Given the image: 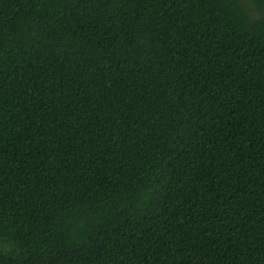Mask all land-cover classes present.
I'll use <instances>...</instances> for the list:
<instances>
[{
    "label": "trees",
    "instance_id": "obj_1",
    "mask_svg": "<svg viewBox=\"0 0 264 264\" xmlns=\"http://www.w3.org/2000/svg\"><path fill=\"white\" fill-rule=\"evenodd\" d=\"M0 264H264V0H0Z\"/></svg>",
    "mask_w": 264,
    "mask_h": 264
}]
</instances>
